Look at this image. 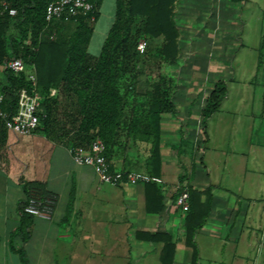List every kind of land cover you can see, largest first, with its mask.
Listing matches in <instances>:
<instances>
[{"label": "crops", "instance_id": "0c3cea01", "mask_svg": "<svg viewBox=\"0 0 264 264\" xmlns=\"http://www.w3.org/2000/svg\"><path fill=\"white\" fill-rule=\"evenodd\" d=\"M222 2L180 0L178 3L180 60L176 66L162 70L175 81L176 113L158 118L159 159L154 167L155 178L148 175L149 145L145 143L130 139L126 146L116 148L111 157L112 170L126 176L105 183L91 167L73 162L68 154L69 141L54 142L53 130L46 133L38 129L27 136L8 131L7 163L0 161V264H22V256L26 264H161L164 243L142 238L145 234L168 235L173 245L171 264H192L191 250L183 242L185 212L175 205L179 176L193 162L190 186L217 187L211 169L203 163L202 149L209 142L208 134L201 148L196 143L197 125L215 83L227 80L229 71L224 59L229 54V41L239 35L241 43L235 52L244 46L239 29L244 23L239 19L236 23V14L242 13L244 3L254 4L255 0L236 4ZM231 5H236L237 11ZM100 17L101 8L94 31ZM237 64L235 60V69ZM257 64L258 58L253 74L241 83L253 89L248 103L249 145H254L253 133L257 130L264 150L263 103L259 108L256 91L260 90L261 96L264 92L254 78ZM178 73L184 74L178 78ZM180 138L189 145L184 154L175 149ZM191 146H194L193 156ZM131 174L147 176L159 186L164 196L160 212L148 211V201L153 198L146 193L144 183L128 182ZM32 182L43 185L55 198L50 220L24 216L21 212L26 197L23 186ZM230 197L213 190L210 217L195 238L199 253L197 264H226L229 243H237L241 238L246 250L237 255L241 264H262L258 250L264 234V197Z\"/></svg>", "mask_w": 264, "mask_h": 264}, {"label": "trees", "instance_id": "16d2710c", "mask_svg": "<svg viewBox=\"0 0 264 264\" xmlns=\"http://www.w3.org/2000/svg\"><path fill=\"white\" fill-rule=\"evenodd\" d=\"M55 1L0 0V89L4 96L2 112L6 116L0 117V161L7 163L6 123L16 114L20 91L30 92L28 75L33 68L40 96L38 129L46 133L53 130L54 142L69 141V146L74 147H88L98 139L109 162L113 151L126 146L128 140L145 143L149 145L148 175L155 178L154 167L159 159L158 118L176 113L175 81L162 70L176 66L180 60L181 32L176 24L180 0H115L113 22L97 55L90 54L88 47L103 0H88L94 7L93 14L80 15L69 22L48 23L45 10ZM228 1L236 4L244 0ZM10 10L15 11L14 16L9 15ZM140 40L148 43L143 54L136 50ZM13 59L23 62V72L15 74L5 68ZM262 66L264 60L259 55L254 78L264 92V72L259 79ZM226 83H215L205 100L201 110L204 137L208 120L227 96ZM67 100L71 109L65 108L58 114L57 107L66 106ZM187 148L189 145L180 138L176 151L184 154ZM194 152L191 146V156ZM194 168L192 162L189 169H182L177 195L188 194L183 242L191 250L192 264H197L195 238L210 217L215 188L190 186ZM144 185L153 198L148 201V211L160 212L162 191L154 181ZM23 189L25 201L33 198L43 203L55 199L39 183H26ZM19 232L22 233L21 228ZM142 238L162 241L161 264H171L173 245L168 235L145 234ZM21 262L26 264L23 256Z\"/></svg>", "mask_w": 264, "mask_h": 264}, {"label": "rangeland", "instance_id": "374dc122", "mask_svg": "<svg viewBox=\"0 0 264 264\" xmlns=\"http://www.w3.org/2000/svg\"><path fill=\"white\" fill-rule=\"evenodd\" d=\"M222 3L231 4L229 1H223ZM244 4H246V7L242 13L239 11L236 14V23H239L238 19L241 23H244L239 28L242 32L241 39L244 46L238 52H235L241 43L238 38L239 35L229 41V54L224 59L227 61L229 71L227 75L228 81L226 80L227 100L224 99L222 101L218 111L208 120L207 134L209 142L202 151L205 153L203 163L211 169L218 183L215 188L217 193L226 197L234 195L237 198L243 197L246 199L256 196L264 197V150L260 146L261 139L257 130H254L253 133L254 145H249L251 119L248 115L251 110L248 103L253 89L246 88L241 83L246 77L253 74V65L259 55L264 60V0H255L254 4ZM230 7L237 11L236 5H231ZM113 14L114 0H104L99 23L88 47L90 54L97 55L99 53L107 29L112 23ZM261 43L262 48H260ZM258 44L260 49L257 47ZM257 48L258 51L256 50ZM235 60L238 63L236 69ZM263 72L264 66L259 69V79H261ZM183 74L178 73V78ZM1 78L0 68V80ZM229 81L233 83L230 84ZM259 91H256V96H259L257 97V99L259 98L257 102L259 108H261L260 105L263 103L264 111V101L261 100V98L264 99V95L261 96ZM65 108L71 109L70 101L67 100L66 106L57 107V113L59 114ZM257 108L255 106V110L258 112ZM197 126L196 143L202 148L204 135L201 122ZM262 138L264 139V129ZM231 199L232 197H230ZM240 202L242 201L240 200ZM245 251L242 238L237 240V243L231 241L226 264H241L237 255L241 256ZM258 252L261 255V263L264 264V234H262V245ZM235 253L236 256L234 255Z\"/></svg>", "mask_w": 264, "mask_h": 264}, {"label": "built area", "instance_id": "2783aa9c", "mask_svg": "<svg viewBox=\"0 0 264 264\" xmlns=\"http://www.w3.org/2000/svg\"><path fill=\"white\" fill-rule=\"evenodd\" d=\"M93 13L94 7L88 0H57L48 4L46 7L45 20L48 23L59 21L69 22L80 15L87 16ZM9 15L14 16L15 11L10 10ZM147 44L148 43L145 40H140L137 44L136 50L140 54H143ZM5 68L15 74H19L24 71L25 66L20 59H13L6 63ZM28 82L30 92L27 90L20 91L16 114L11 121L6 123L7 130L19 136L30 135L36 132L39 126L38 110L40 105V96L36 91L37 82L35 69L33 68L28 75ZM51 94H54V91H51ZM3 100L4 96L2 95L0 89V117L6 118L5 114L2 112ZM104 151V145L98 139L93 140L88 147H68V154L77 166L91 167L102 182L113 183L120 178V175L111 169V162H109L105 157ZM151 181L152 179L149 177L139 174H131L128 176V182L131 185L149 183ZM54 204L55 200L52 198L47 199L43 203L30 198L25 201L22 213L30 217L50 220ZM175 205L181 211H187L188 194L186 192L180 193L176 198Z\"/></svg>", "mask_w": 264, "mask_h": 264}]
</instances>
